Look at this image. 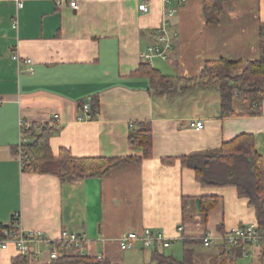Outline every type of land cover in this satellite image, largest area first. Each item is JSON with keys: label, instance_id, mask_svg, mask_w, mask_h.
I'll use <instances>...</instances> for the list:
<instances>
[{"label": "crops", "instance_id": "obj_1", "mask_svg": "<svg viewBox=\"0 0 264 264\" xmlns=\"http://www.w3.org/2000/svg\"><path fill=\"white\" fill-rule=\"evenodd\" d=\"M170 2L164 9L162 0H154L144 13L141 0H79L78 10L58 7L54 0H25L18 12L14 0H0V224L7 226L18 215L25 230H40L52 240L65 231L82 235L81 247L65 253L101 257L110 264L149 263L153 249H121L120 239L129 230L162 232L173 241L168 250L180 243L183 251L190 241L196 264H214L221 244H196L205 234L220 236L221 223L224 232L258 225L248 199L239 198L233 187H202L179 158L252 134L264 159V102L256 117L240 116L251 104L237 100L236 116L224 115L218 88L155 94L148 79L132 73L144 60L142 52L156 43L164 21L178 39L166 60L148 62L164 75L196 78L206 62L217 60L240 62L230 72L240 73L247 62L260 59L264 0H226L220 23L212 26L206 25L203 0ZM169 8L177 10L172 17L164 15ZM28 59L32 64L25 63ZM93 96H99L100 111L87 120L79 104ZM21 119L49 123L54 154L66 148L77 158H141L143 150L130 145L128 136L150 124L153 157L123 163L101 179L68 183L24 172L12 151L19 144ZM196 120L203 121V129L190 127ZM206 197L222 201L207 220L197 201ZM50 251L34 245L30 264H50ZM18 255L14 247L0 251V264H11ZM250 258L249 264L263 263L264 241L246 246L241 259Z\"/></svg>", "mask_w": 264, "mask_h": 264}, {"label": "trees", "instance_id": "obj_2", "mask_svg": "<svg viewBox=\"0 0 264 264\" xmlns=\"http://www.w3.org/2000/svg\"><path fill=\"white\" fill-rule=\"evenodd\" d=\"M225 2L226 0H203L202 12L206 25L212 26L220 23ZM261 39L260 59L247 62L243 70L237 74L230 72L237 70L240 62L217 60L206 62L199 77L172 78L154 68L148 61L143 60L132 76L148 79L150 89L155 94H165L176 90L186 93L197 88H218L224 115L236 116L233 112V103L237 100L242 104L248 102L251 104L248 109H243L240 116L256 117L261 115V106L264 102V27H261ZM88 104L90 110L87 115L91 119H96L100 111L99 96L91 97ZM84 105V101L79 104L81 112H83ZM140 126H142L141 129L129 133L128 143L143 150L141 158H77L66 148H61L55 155L50 143L54 130L49 123L32 124V127L26 131L28 142L22 146L13 147L12 151L16 156L21 154L24 172L53 175L63 183L93 178L101 179L123 163L141 162L153 157L152 127L150 124H141ZM179 160L183 168L194 171L196 182L202 187H233L239 198L248 199L249 206L255 210L259 232L263 237L262 241H264V159L256 150L254 135L243 134L224 143L219 149L181 157ZM170 161L171 159L163 160L165 163H170ZM197 201L198 209L204 215L205 220L209 213L219 208L222 203L221 199L217 197L199 198ZM15 218L14 216L11 223ZM223 226V223L218 226V235L220 236L225 234ZM6 228H10V225L0 224V238L2 230ZM191 243L190 241L184 242L180 260L171 253H167L168 248L157 246L151 250L148 264H196V252L190 246ZM196 244L205 247L202 240ZM242 255L243 245L230 247L223 243L220 245V252L214 264H238ZM11 264H30V262L27 256L18 255L12 259ZM50 264L110 263L98 257L64 254L53 259ZM261 264H264V260Z\"/></svg>", "mask_w": 264, "mask_h": 264}, {"label": "built area", "instance_id": "obj_3", "mask_svg": "<svg viewBox=\"0 0 264 264\" xmlns=\"http://www.w3.org/2000/svg\"><path fill=\"white\" fill-rule=\"evenodd\" d=\"M17 5L18 12L24 9L25 0H14ZM58 7L67 5L73 10L79 9V0H54ZM180 4H183L185 0H179ZM154 0H141L139 5V10L141 12H148L153 6ZM164 4V9L166 5H169L170 0H162ZM177 12L174 8H169L164 12L165 16H174ZM12 29L18 30L19 19L16 15L12 21ZM157 33V41L154 45H150L142 52V58L148 62H152L155 58H161L166 60L168 58L169 52L172 50L173 42L178 39L177 33H170L168 31V25L164 21L161 28ZM14 60L21 62L20 56L14 55ZM26 64H32V60H25ZM33 73L32 69H29ZM2 99L0 98V107L2 106ZM90 110L89 104H85L83 107V118L89 120L91 117L87 115ZM82 118V119H83ZM56 120L59 118L56 116ZM203 121H193L190 124L191 128H196L198 130L204 128ZM32 127V124L21 119L19 124L20 140L19 146L28 142V137L26 136V131ZM19 153V158L21 165L22 159ZM13 223H10V228L2 230L0 238V251H7L10 247H14L19 255L29 256L34 245L43 244L51 248L50 257L51 259H57L60 256L66 254L65 252L70 250H75L80 248L84 238L82 235L76 233L63 232L58 240H52L46 237L44 232L40 230H25L20 222L19 216H15ZM179 231H183V226L179 227ZM262 235L259 232L257 224H247L236 226L221 236H211L207 235L201 238L203 244L206 248L212 247L214 244H227L228 246L243 245V255H246V246L251 244L253 246H260L262 241ZM173 244V241L166 238L160 231H152L151 229H144L141 232L135 230H129L125 232L120 239V247L123 251L134 250L136 248L142 249H154L159 246L161 248H169ZM38 254V253H37ZM101 259V257H98Z\"/></svg>", "mask_w": 264, "mask_h": 264}, {"label": "rangeland", "instance_id": "obj_4", "mask_svg": "<svg viewBox=\"0 0 264 264\" xmlns=\"http://www.w3.org/2000/svg\"><path fill=\"white\" fill-rule=\"evenodd\" d=\"M172 250H173V253H176L175 254L176 258H179V259L182 258V245L180 243L177 244V246H175L174 248H172ZM172 250H166V251H167V253H171ZM147 253H150V251H148ZM197 260H198V258H197ZM251 260H252L251 258L250 259H246V260L245 259H241V260L238 261V264H249ZM197 263H200V262L198 261Z\"/></svg>", "mask_w": 264, "mask_h": 264}]
</instances>
